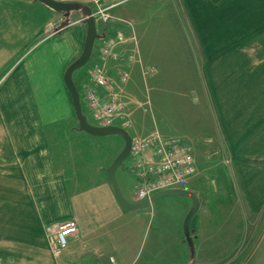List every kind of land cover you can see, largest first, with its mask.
Listing matches in <instances>:
<instances>
[{
  "label": "crops",
  "instance_id": "obj_1",
  "mask_svg": "<svg viewBox=\"0 0 264 264\" xmlns=\"http://www.w3.org/2000/svg\"><path fill=\"white\" fill-rule=\"evenodd\" d=\"M55 1L96 8L93 0ZM125 1L133 0H101V4L117 5L111 13L123 19L117 8ZM180 1L206 45L205 38L214 30L210 26L211 5L207 6L205 0H199L196 6L191 0ZM226 10L227 5H221L219 13ZM85 16L56 12L39 0H0V264H89L110 256L117 259V264H232L244 254L251 255L252 264H264V231L257 234L254 228L255 234L251 233L249 240L261 235L253 252L249 240L238 246L242 237L237 233L239 222H264V32H256L254 24L236 22L231 28L236 31L235 39L219 37L207 44L208 65L201 77L198 75L199 80L196 73H191L193 85L201 88L197 90L201 100L209 106L216 130L217 153L210 154L207 144L201 145L197 127L180 132L175 123L162 117L160 102L154 100L173 83L185 86L188 82H178L176 75L168 74H173L176 63L172 46L179 43L182 49L183 40L161 41L160 34L166 28L145 21L142 27L136 23L137 28L133 27L136 43L130 26L116 21L96 22L98 37L90 69L99 64L104 42L124 31L127 41L115 50L119 54L136 51L143 67L155 70L146 77L139 63L110 61L106 66L112 77L118 67L129 68V94L133 93L136 75L143 85L139 93L144 89L150 96L152 93L151 111H137L130 119L127 131L134 134L130 133L131 137L144 138L159 132L196 147L194 157L199 172L188 190L196 193L200 207L192 219L195 225L190 221L191 247L184 236L183 223L193 205L189 197L166 196L149 209L125 210L116 199L107 173L118 155L110 158L78 128L68 135L71 141L57 136L65 123L62 118H53V110L60 111L62 98L63 105L72 100L64 76L83 52ZM220 22L222 30L227 25L222 19ZM185 51L182 53L186 55ZM218 60L219 73H207L209 64ZM136 70L139 73H134ZM89 76L81 75L82 82H77L75 76L81 98ZM70 106L73 109L72 101ZM117 121L116 126L123 128V121ZM215 134L212 132L209 141ZM219 154L220 164H210L207 169L204 162ZM124 188V199L134 201L129 199L127 186ZM161 202L170 203V209L163 210ZM158 204L162 213L156 223L158 231L151 245L143 250L145 218ZM70 220L78 223L79 232L68 239V248L55 256L44 227Z\"/></svg>",
  "mask_w": 264,
  "mask_h": 264
},
{
  "label": "rangeland",
  "instance_id": "obj_2",
  "mask_svg": "<svg viewBox=\"0 0 264 264\" xmlns=\"http://www.w3.org/2000/svg\"><path fill=\"white\" fill-rule=\"evenodd\" d=\"M208 5H211V14H212V24H210L211 28L213 27V35L210 33L208 34L206 39V43L210 44L211 42L215 41L214 39L217 38L219 40V37L221 38H229V39H235V30H232L233 24H254V28L256 32L262 31L264 32L263 25H264V0H221L222 3H219V0H205ZM199 0H191V3L196 6ZM221 5H227V10L225 13H219L220 6ZM119 10L120 18L126 19L128 24H132L135 26V23L137 24V27H142L145 21H151V22H157L160 23L162 26L165 27L166 30H164L160 36L161 38L159 40L161 41H169L171 39H179L183 40L184 45L182 46V49L179 45V43H174L173 52L174 53V59H176V63H174V71L172 73H168L169 75H176L177 81L188 80L187 84L185 86L177 83H173L172 88H168L166 91L160 92L157 94V97L155 96V99H158V102L160 104L158 105L163 112L162 117L166 119L167 121H171L175 123V125L178 126L179 131H190L191 128L197 127L199 134H200V140L201 145L207 144L209 153H217V145H216V134L213 127V120L209 115V106L207 104H204L201 100L199 91L201 88H196L195 85H193V78L191 73H196V78L198 75L201 77V73H204V67L205 64H207V58H208V50H210L208 47L209 45H204L202 40L199 39L198 33L195 30V28L192 26L191 18L189 13H185L183 3L180 0H133V1H125L122 2L121 6L117 8ZM193 9V8H192ZM252 9V11H251ZM69 14L73 13H81L85 15V12L83 10L79 11H71L67 12ZM194 15V14H193ZM224 20V24H226V27H223V29H220V21ZM199 20H202V16L199 15ZM227 21V22H226ZM100 23V22H99ZM136 27V28H137ZM210 30V29H209ZM221 34V35H220ZM139 39V36H138ZM212 40V41H211ZM255 40V39H253ZM172 44V41H171ZM247 48V47H246ZM251 48V47H250ZM249 48V49H250ZM184 49L186 55L183 54ZM218 49V48H216ZM215 49V50H216ZM183 50V51H182ZM206 50V51H205ZM206 53V54H205ZM208 54V55H207ZM184 56L186 57V61L183 60ZM167 57V56H166ZM212 56V53L210 55ZM93 57L90 59V61L85 65L81 70L79 69L76 73H74V79L75 76L77 82H82V79L79 78L82 76H89L92 70L90 69V65L92 64ZM162 62L164 65L167 64V62L162 59ZM219 60L213 61L210 63V67L207 69V73H219ZM141 67L143 63H139ZM256 65L257 63H253ZM208 65V64H207ZM190 67V68H189ZM146 69V67H143ZM82 72V74H81ZM80 73V74H78ZM134 73H139L138 70H136ZM159 73V72H157ZM135 79V77H134ZM138 75H136V79L133 80V86L132 91L133 95L136 96V98H144L146 96V89L142 91L143 85L138 81ZM199 80V78H197ZM80 91V89L78 88ZM153 91V90H152ZM80 93V92H79ZM61 96V95H59ZM152 96V93H151ZM62 97V96H61ZM152 102H153V98ZM70 100L67 105H63V98L60 100L59 110H53V118H62V122L65 124L60 129V134L57 136L61 137L65 142L71 141L73 138H70L71 133H74L75 129H79V122L78 118L74 112V109H71ZM158 102H155L158 104ZM70 103V104H69ZM81 104L83 112L87 115L90 123L93 125H100L99 121H97V118L95 115L86 109L83 99L81 98ZM154 105V104H153ZM66 106V107H65ZM119 123V121L115 122V125ZM119 126V125H118ZM122 126V125H121ZM129 128H127L128 130ZM212 132L215 134V138H213V141H209L211 139ZM131 133V131L129 132ZM85 137L88 141H92L96 144L97 148L100 149V151L108 152L110 158L113 156L119 155L121 152V149L123 148V140L121 137L117 136H109V137H94L91 135H87V133H84ZM131 135H134L131 133ZM167 138H178V137H167ZM209 141V142H208ZM94 144V145H95ZM193 149L194 152H196V147L194 145ZM219 146V143H218ZM220 148V147H219ZM117 154V155H116ZM209 154V156H210ZM197 156V154H196ZM207 157V153L205 155ZM204 160V158L202 159ZM222 160V156L220 154L218 156H211L209 157L208 162H204L207 166V169L211 166L219 165ZM130 161L132 164L131 157L127 158L124 167H120L118 171L116 172V178L118 182V186L120 187V190L122 194L123 192L127 193V190L125 191L124 186L129 189L131 192V197L129 199L133 200L135 197V191H136V179L134 178V175L131 173V169L129 168ZM177 196V195H174ZM179 196V195H178ZM177 196V197H178ZM173 197V196H169ZM190 199V198H189ZM191 200V199H190ZM163 203V210L170 209L171 204L167 202H161ZM176 204V203H173ZM173 209H176L175 205H172ZM159 204L156 206V208H153L149 216L145 218L146 223L143 230V235L141 236L142 240V248L147 249L151 243L153 242V235L158 231L157 228V222L160 220L161 216V210H160ZM251 217V216H250ZM229 219L231 220V216L229 215ZM196 221V220H194ZM192 221V226L195 225L196 222ZM252 222H239L238 223V232L241 233L242 242L240 241L238 243L239 245L244 244L249 240V237L251 233L255 234L256 228L257 234L260 231L261 233L264 231V222L257 224ZM255 226V227H254ZM167 228V226H166ZM169 232V230H168ZM245 233V237H244ZM264 233V232H263ZM249 235V236H247ZM261 235H255V238H250L249 240V246L250 251L253 252L252 248L254 245L258 244L259 238ZM243 246V245H242ZM235 256V255H234ZM251 256V255H250ZM249 254L240 255V260L237 262H233L232 264H242L248 261L250 258ZM233 256H230V258ZM257 259V258H255ZM252 260H249V264H252ZM191 264L193 262L191 261Z\"/></svg>",
  "mask_w": 264,
  "mask_h": 264
},
{
  "label": "built area",
  "instance_id": "obj_3",
  "mask_svg": "<svg viewBox=\"0 0 264 264\" xmlns=\"http://www.w3.org/2000/svg\"><path fill=\"white\" fill-rule=\"evenodd\" d=\"M96 8L93 17L96 22L109 24L113 21L126 24L133 29L127 20L113 16L111 10L117 5L105 7L101 0H93ZM127 35L119 31L115 37L104 42L101 49L100 62L91 70L89 82L83 85L82 99L87 109L97 118L98 126H116L117 120L123 121V128L131 125L132 116L137 111L146 114L151 111V96L146 90V96L138 99L129 94L126 85L132 80V73L127 67H118L115 77L107 73V64L110 61L141 63L135 54L120 53L115 50L117 45L124 44ZM137 43V42H136ZM137 47V45H136ZM126 54V55H124ZM144 76L155 74V70L145 69ZM122 128V129H123ZM130 157L132 159L131 172L137 181L134 201L140 202L150 199L153 195L166 190L188 189L190 181L198 174L199 168L194 157L191 144L181 138H166L159 132L147 137H132ZM78 223L74 220L49 225L45 234L51 253L60 256L69 245L70 237L79 232ZM117 259L110 256L89 264H117ZM88 264V263H87Z\"/></svg>",
  "mask_w": 264,
  "mask_h": 264
},
{
  "label": "water",
  "instance_id": "obj_4",
  "mask_svg": "<svg viewBox=\"0 0 264 264\" xmlns=\"http://www.w3.org/2000/svg\"><path fill=\"white\" fill-rule=\"evenodd\" d=\"M40 2L44 3L45 6L50 7L52 10L60 13H67L75 10L82 9L86 16V24H87V35H86V41L84 42V49L79 56V58L73 62L69 67L68 70H66L65 76H64V84L66 85L71 99H72V105L73 109L75 110L76 116L78 118L79 122V131L83 133H87V135H91L94 137H109V136H119L124 140L125 145H123V150L121 153L114 159L111 166L108 168V177L110 186L112 187L114 194L116 196V199L120 203L122 207L131 211L136 210H145L152 207V205L157 202L158 200L171 195H182L189 197L193 205L191 207V211L186 216L184 223V236L186 237L187 242L191 247H193V242L191 238V231H190V221L194 218V216L198 212V208L200 207V202L198 199V196H196V193H194L191 190L188 189H172V190H166L162 191L160 193H157L150 197V199H146L140 202L136 201H128L127 199H124L120 187L118 186L117 178H116V172L120 167H122L126 161L127 158L130 157L131 148H132V137L130 133H128L127 129L119 126H98L93 125L92 123L88 122L89 119L87 115L83 112L82 104H81V96L77 89V86L75 85L74 81V73L77 72L79 69L83 68L87 63L90 61L91 56L93 54L95 41L98 37L97 32V24L96 20L93 17V10L89 6H81L78 4H69V3H62L55 0H39Z\"/></svg>",
  "mask_w": 264,
  "mask_h": 264
},
{
  "label": "trees",
  "instance_id": "obj_5",
  "mask_svg": "<svg viewBox=\"0 0 264 264\" xmlns=\"http://www.w3.org/2000/svg\"><path fill=\"white\" fill-rule=\"evenodd\" d=\"M75 83V82H74ZM75 85H76V83H75ZM77 86V88H78V84L76 85ZM237 241H239V239L237 238Z\"/></svg>",
  "mask_w": 264,
  "mask_h": 264
}]
</instances>
